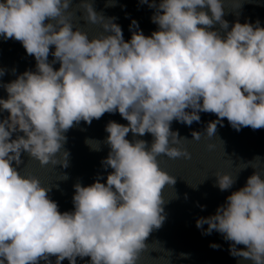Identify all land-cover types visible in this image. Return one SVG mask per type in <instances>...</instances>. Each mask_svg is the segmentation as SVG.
<instances>
[{
    "label": "clouds",
    "instance_id": "clouds-1",
    "mask_svg": "<svg viewBox=\"0 0 264 264\" xmlns=\"http://www.w3.org/2000/svg\"><path fill=\"white\" fill-rule=\"evenodd\" d=\"M141 3L154 9L150 19L158 28L146 36L133 20L125 41L115 18L98 14L89 0H80L78 7L85 22L99 26L91 39L80 28L73 30L72 0H0V36L19 41L36 62L35 71L0 85L7 93L0 98V112L8 113L0 119V264H51L53 256L55 264L65 259L76 264L77 257L90 258V264H138L149 234L165 220L162 190L176 182L159 167L158 157L192 158L183 146L188 139L172 131L171 122L191 125L200 121L198 113H213L218 119L208 123L207 138L223 118L236 131L264 128V28L259 22L237 21L228 30L226 0ZM232 7L239 8V0ZM215 24L223 36L210 30ZM56 62L58 70L52 67ZM115 112L128 123L105 126L110 150L101 164L112 171L105 183L73 185V211L61 213L48 197L50 186L13 167L22 163L23 152L41 167L67 168L64 133L74 123L91 124ZM13 133L23 135L12 139ZM146 133L153 137L150 147L135 139ZM191 136L199 141L202 134ZM85 143L100 150L99 141ZM247 166L239 165L237 173ZM214 175L221 191L235 183V175ZM65 179L61 174L59 180ZM205 224L204 234L215 230L231 242L230 255L264 264L262 175L255 171L215 214L196 221L198 229Z\"/></svg>",
    "mask_w": 264,
    "mask_h": 264
},
{
    "label": "water",
    "instance_id": "water-1",
    "mask_svg": "<svg viewBox=\"0 0 264 264\" xmlns=\"http://www.w3.org/2000/svg\"><path fill=\"white\" fill-rule=\"evenodd\" d=\"M94 11L105 18L114 17V23L122 29L123 38L128 41L132 32L130 31L131 21L137 22L138 29L146 36L156 31L158 26L151 22L154 9L141 0H89ZM158 3L159 0H156ZM80 0H72L69 11L73 13L71 21L75 27L89 34L96 35L100 29L98 25H92L82 19V9H79ZM240 7L233 8L234 0H226L224 5L223 19L228 22L229 28L234 22L251 23L259 22L264 28V0H239ZM206 12L207 8L204 9ZM210 15V13H209ZM48 22V21H46ZM136 29H132L135 31ZM225 34L220 30L219 24L212 29ZM54 46H50L49 62L53 60L51 52ZM35 59L28 55L19 41L15 39L5 40L0 36V69L4 75L0 77V85L11 82L17 75L26 70L35 71ZM59 62L52 64L54 70H58ZM15 70V71H13ZM0 98H7V93L0 87ZM186 111H191L187 109ZM7 111L0 112V119L6 118ZM199 122L191 125L173 120L170 128L179 133V137L187 138L183 146L192 154L191 160H171L166 156L158 157L159 167L169 175L175 176L176 182L172 186H165L162 195L165 203L162 205L165 220L159 229H153L145 241L148 248L141 254L138 264H252L251 260H245L239 256H232L229 253L230 241L224 240L222 234L212 231L211 234H204L207 225L201 228L196 227L197 219L215 214L218 206L225 203L226 197L232 192L245 186L246 180L255 171L264 179V128L253 130L250 127H241L236 131L231 127L226 118L216 126V132L212 138L203 134L209 122L218 118L213 113H198ZM109 121L127 125L118 112L105 113L100 119H93L91 124L80 121L70 128L64 135L66 142L63 150L69 153L68 167L60 165L41 167L35 160H30L27 153H21L22 163L13 167L22 175H32L40 180L42 186H50L51 191L48 197L55 201L58 210L63 213L74 210L72 197L74 195L73 185L89 186L99 179L105 183L106 176L112 169L102 166L101 161L109 152V147L104 143L108 133L105 126ZM202 134L199 141H192V132ZM23 133H13L12 139ZM130 132L126 139L133 140ZM99 141L98 151L93 150L85 143L86 140ZM135 139H142L151 146L153 137L146 133L144 136L137 135ZM213 143L212 150L207 148ZM259 157V159H256ZM241 164L248 166L240 170ZM227 173L235 175V183L226 191L216 187V176L214 173ZM61 174H66L67 179L59 180ZM206 177V178H205ZM192 185H196L195 188ZM210 244L219 245L217 248L210 247ZM238 250H246L243 245H236ZM55 257H50L51 264H55ZM6 264V262H5ZM38 264H45L39 261ZM61 264H68L65 259ZM76 264H90V258L77 257Z\"/></svg>",
    "mask_w": 264,
    "mask_h": 264
}]
</instances>
